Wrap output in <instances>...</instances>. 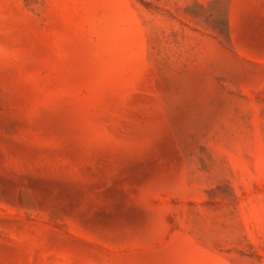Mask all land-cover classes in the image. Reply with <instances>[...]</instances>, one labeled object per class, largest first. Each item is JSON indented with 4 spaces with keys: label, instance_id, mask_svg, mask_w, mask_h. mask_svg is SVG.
Instances as JSON below:
<instances>
[{
    "label": "rangeland",
    "instance_id": "obj_1",
    "mask_svg": "<svg viewBox=\"0 0 264 264\" xmlns=\"http://www.w3.org/2000/svg\"><path fill=\"white\" fill-rule=\"evenodd\" d=\"M0 264H264V0H0Z\"/></svg>",
    "mask_w": 264,
    "mask_h": 264
}]
</instances>
